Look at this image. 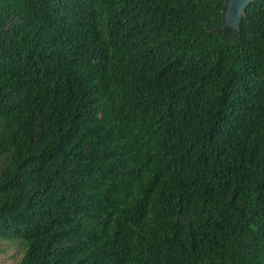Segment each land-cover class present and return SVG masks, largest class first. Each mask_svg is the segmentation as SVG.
<instances>
[{
  "label": "trees",
  "instance_id": "obj_1",
  "mask_svg": "<svg viewBox=\"0 0 264 264\" xmlns=\"http://www.w3.org/2000/svg\"><path fill=\"white\" fill-rule=\"evenodd\" d=\"M0 0V242L18 264H264V0Z\"/></svg>",
  "mask_w": 264,
  "mask_h": 264
},
{
  "label": "water",
  "instance_id": "obj_2",
  "mask_svg": "<svg viewBox=\"0 0 264 264\" xmlns=\"http://www.w3.org/2000/svg\"><path fill=\"white\" fill-rule=\"evenodd\" d=\"M259 0H229L225 13L223 29H232L239 32L247 7Z\"/></svg>",
  "mask_w": 264,
  "mask_h": 264
},
{
  "label": "rangeland",
  "instance_id": "obj_3",
  "mask_svg": "<svg viewBox=\"0 0 264 264\" xmlns=\"http://www.w3.org/2000/svg\"><path fill=\"white\" fill-rule=\"evenodd\" d=\"M23 256L18 244L0 242V264H18Z\"/></svg>",
  "mask_w": 264,
  "mask_h": 264
}]
</instances>
